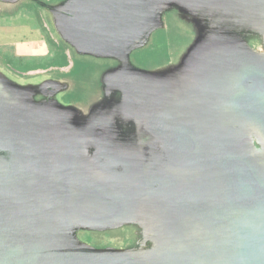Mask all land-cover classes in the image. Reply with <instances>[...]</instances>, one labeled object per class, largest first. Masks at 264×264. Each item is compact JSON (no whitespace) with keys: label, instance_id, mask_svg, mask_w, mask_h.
<instances>
[{"label":"flooded vegetation","instance_id":"flooded-vegetation-1","mask_svg":"<svg viewBox=\"0 0 264 264\" xmlns=\"http://www.w3.org/2000/svg\"><path fill=\"white\" fill-rule=\"evenodd\" d=\"M75 1L69 3L72 11ZM147 1L153 8L154 17L135 40L109 46L82 44L84 49L95 50L104 58L114 61L106 68V75L119 73V76L111 75L113 89L109 85L107 98L94 96L92 86L85 83L89 67H84L71 54L67 55L70 69L76 63L83 67L78 82L83 91L77 93L68 88L67 93L73 94L68 104L70 106L61 113L54 108L34 110L21 105L0 82V140L16 142L12 147L0 146V200L4 195L14 197L22 189L18 167L28 161L31 165L36 163L30 147L42 162L48 160L50 151L43 144L41 135L48 126H57L62 132L66 157L61 178L65 179L69 189V219L73 238L74 231L93 224L81 217L78 202L87 196L102 194L116 199L120 204V218H125V209L130 210L139 202L144 208L152 206V212L161 214L160 223L170 222L166 229H174V239L178 242L190 238L189 243H197V232L200 238H204L206 234L214 233L213 227L224 225L226 229L221 233L227 236L230 228L236 243L235 261L228 263L243 264L244 241L247 243V255L252 246L264 243V169L260 161H253L259 167L257 174L251 162L239 156V150L232 148L226 152L225 146L230 144L228 139H224V131L242 130L238 144L243 143L242 138L248 135L255 140L257 138L243 122L245 112L254 114L255 111H247L249 108L243 106L244 102L239 97L244 91L250 95L264 93V79L254 76L261 71L253 60L250 64L244 55L247 52L253 59L260 60L257 55L258 39L253 42L249 38L257 37L256 25L264 23V0H240L241 4L252 3L257 13L254 19L239 20L244 25L240 34H236L238 40L233 43L228 42L230 39L225 36L228 35L227 30L201 31L198 22L208 24L211 17L200 18L198 14L188 11L189 7L200 6V2H211L217 6L223 0ZM184 21H190V25L192 22V27L188 24L191 38L187 45L181 41L188 30ZM203 48L210 51L202 57L200 49ZM155 55L156 60L153 59ZM127 60H135L146 68L138 73L129 68L122 71L121 63ZM42 61L35 59L34 62H46ZM222 62H227L228 66L225 67L226 73L218 80L224 82L226 86L223 89H230L233 96L221 101L220 108L216 110L219 115L214 113L215 133L204 132L207 124H191V129L177 128L161 117L158 111L160 106L174 105L172 92L180 93L175 101L181 103L183 95L188 94L187 90L199 82L193 74L207 65ZM230 69L238 75L232 77L231 81L228 77ZM248 72L249 76H245ZM217 74L211 72L212 78H217ZM208 76L209 72L205 71L202 77L207 80ZM137 77H142L147 83H142L135 93L132 86ZM53 91L55 87L48 85L46 93ZM104 102L108 107L101 109ZM204 138L207 140L203 141ZM222 147L228 155L219 154ZM258 147L264 149L262 142L259 141ZM50 167L46 172L47 177L52 176ZM174 167L178 170L172 171ZM236 173L240 180L247 178L255 185L251 200L240 199L242 196L244 199L245 194L237 197ZM204 177H207L206 180ZM149 198L156 200L157 204L154 201L146 205L142 203V200ZM209 204L213 208L211 217L216 225L212 222L204 225ZM253 211H262L261 217L250 213ZM185 217H188V222L182 225Z\"/></svg>","mask_w":264,"mask_h":264},{"label":"rangeland","instance_id":"rangeland-1","mask_svg":"<svg viewBox=\"0 0 264 264\" xmlns=\"http://www.w3.org/2000/svg\"><path fill=\"white\" fill-rule=\"evenodd\" d=\"M33 1L36 4L41 3L44 6V0ZM223 2L224 3L212 8L209 7L211 2L204 3V6H207L209 9L204 16H240L244 19H254L256 17L257 12L252 3H244L241 5L240 0H230L228 2L224 0ZM17 3L18 2L14 3L13 1L8 0L1 4L3 7L12 8V11H3L5 13L4 17L8 18L6 20L11 21L10 17L16 16L13 15V9L14 7L17 8L20 4ZM43 10L50 20L54 22L57 34L52 36L44 34V37L48 39V42H46L49 45V56H35L32 58H36V60L42 59L44 62L47 60L50 61V63L45 64L46 62L44 63L42 61L44 64H40L34 62L35 60H26L23 62L12 60L9 64V61L13 58L10 56V52H8L10 50L3 47L5 44L1 43L3 39L0 36V82L10 90L14 98H16L21 105H25L34 110L54 108L61 113L70 106L68 104L73 95L71 92L67 93V89L69 88L70 90L74 89L77 91L81 88V86H79L81 84L78 82L81 80L83 67L81 64L76 63L73 68L70 69V63H67V60H69L67 55L71 54L72 57L76 61L81 62L84 67H89L85 83L86 86L88 84L92 86L91 90H93L94 96L99 95L100 97L103 96L107 98L110 93L109 85H111V90L113 89V83L111 82L112 76H119V73H115L114 75L110 74L108 76L106 75V68L109 64L114 63L113 59L104 58L95 50L84 49L83 45L71 34L68 28L65 27L64 23H60V17H68L71 12L70 5L63 4V1H56L53 2V4H45L43 8L37 6L38 13H43ZM212 21H214V19L209 20V26L212 25ZM71 22L72 20L70 23ZM184 22V26L186 27V30H188L185 33L186 38L182 37L181 41L182 43L186 42L185 45H187L191 38L189 27H192V22L191 25L189 24L190 21H187L188 23L186 21ZM233 23V20L224 21L228 30V35L225 36L230 39L228 41L230 43L235 42L236 39L238 40L236 35L237 32L233 30L236 29L235 26H232ZM188 24L190 26H188ZM219 25L220 24H218V26ZM256 26V31L258 33L257 37L256 35L251 36L249 40L254 42L255 39H258L257 55L260 60H257V58L253 59L247 52H245L244 55L250 64L254 61L257 69L264 73V23L257 24ZM67 50H69L70 53L67 52ZM33 51L39 53L42 52V49L36 47ZM208 51H210L208 48L200 49V55L203 57ZM155 58H157V55L153 57L154 60H156ZM258 62H261L260 65ZM121 64L122 68L121 65L119 66L122 71L129 68L135 73H138L140 69L145 67L142 64L139 65L135 60H133V62L127 60ZM66 65H68V67ZM123 65H125V67H123ZM145 65L149 66L148 63H145ZM226 66H228L227 62H222L212 66L207 65L199 69V72L193 74L199 82L196 85H192L191 88L187 90L188 94L183 95L184 100L181 103H176L175 100L180 97V93L175 91L171 93V99L173 100L174 105L166 104L163 108L160 106L159 110L157 108L161 113V117H164V119H166L165 121L171 123L173 126L175 125L177 128H190L191 124H207L206 128H203L204 132L209 134L215 133L216 128L213 125L215 121L214 115L220 114L216 110L220 108L221 101L233 96L232 91H229L230 89H228V91L223 89V86H226L223 84L224 82L218 80L219 77L221 78V75L226 73ZM35 69L43 71L39 70V72L26 73L28 70ZM221 69H223V73L221 72ZM205 71H208L210 76H208L207 80H204L202 77ZM211 72L218 73L216 75L217 78H212ZM234 76L238 75L235 72L233 73V69H230L228 74L229 80ZM67 78L69 82L67 81ZM100 80L101 82L103 81V84ZM48 85H53L55 91L50 94L46 93ZM186 86L188 89V83H186ZM235 88L236 84L234 85V89ZM168 100H170V98ZM104 106L108 107L104 102L101 104L100 108L102 109ZM93 110H95V108H93ZM244 121L246 127L251 129L250 131L260 140H257V138L255 140L251 135H248L242 138L244 139L243 143L238 144L237 139L240 137L242 130L235 131L229 129L224 131V139H228L230 145L228 147L225 146L227 151L223 149L224 147L220 148L222 151L219 154L223 156L224 154L228 155L226 152H230L232 148L239 150V156L244 160L246 159L248 162H251L254 170L259 174V167H257L254 162L257 163L260 161L259 164L261 165L262 170L264 169V149H259L258 147L260 141L264 148V132L256 122L246 121L245 118L243 119V122ZM212 129L214 131H212ZM204 140H207V138H204L203 141ZM204 151L207 152L208 149H204ZM252 157H254V159H252ZM177 170L176 167L172 169V171ZM204 178L206 180L207 177ZM73 185L76 186L75 184ZM143 201L144 200H142V203L145 205L147 202L153 201L154 204H157L156 200H151L150 198L144 202ZM209 205L206 210L207 221L204 225H208L211 222L216 225L214 219L211 217L213 208L211 204ZM151 209L152 206L144 208L141 202H139V205L132 207L130 210L128 208L124 210V216L126 219L117 217L112 220L96 222L84 226L76 232L74 231V246L66 249V254H92L100 258L128 260L135 264H229L235 261L233 256L236 249V243L234 242V236L230 228L229 233L226 236L224 233H221V230L225 231L226 228L224 225L221 227V224H218L213 227L214 233L206 234L204 238H200V234L197 232L195 235L197 237V243H189L190 238L185 239L184 242H178L177 239H174V229H166V227L170 226V222L164 224L160 223L161 214L156 211L152 212L153 209ZM67 221L71 227L69 215L67 216ZM187 222L188 217H185L182 219L181 224L184 225ZM167 230L169 232L166 233ZM99 247L103 248L96 249Z\"/></svg>","mask_w":264,"mask_h":264},{"label":"water","instance_id":"water-1","mask_svg":"<svg viewBox=\"0 0 264 264\" xmlns=\"http://www.w3.org/2000/svg\"><path fill=\"white\" fill-rule=\"evenodd\" d=\"M153 17V8L147 0H76L73 36L89 46L120 45L135 40ZM254 76L264 79L262 71ZM142 83L147 82L142 77L134 78L132 91L137 93ZM239 100L249 108L247 111H255L243 114L246 121L256 122L264 132V93L250 95L244 91ZM41 140L50 151L48 160L42 162L29 146L35 165L28 161L29 164L19 166L22 189L14 197L4 195L0 200V264H135L92 254H66V249L74 246V238L67 223L71 213L69 189L61 178L66 164L61 129L48 126ZM15 143L0 140L2 147H12ZM50 165L52 176L47 177ZM240 178L236 173V195L240 198L245 194L240 199L251 200L255 185L247 178L243 181ZM115 200L102 194L90 195L78 202V209L81 217L92 223L112 220L121 213V206ZM246 249L244 241L243 264H264V243L252 246L249 255Z\"/></svg>","mask_w":264,"mask_h":264},{"label":"crops","instance_id":"crops-1","mask_svg":"<svg viewBox=\"0 0 264 264\" xmlns=\"http://www.w3.org/2000/svg\"><path fill=\"white\" fill-rule=\"evenodd\" d=\"M8 0H0V36L2 37V44L5 49L10 50V56L13 58L9 61V64L12 60H16L19 62H23L26 60H35L36 58H32L35 56H49V45H48V39L44 37V34L54 35L57 34L55 29V24L53 21L50 20L48 15L44 12L43 13L37 12V6L39 8H43L45 4H53V2L56 1H63V4H68L72 0H44L43 4L44 6L39 3L36 4L33 0L23 1V0H11L14 3L18 2L20 3L17 8L14 7L13 15H16L14 17H10V20H6L8 18L4 17V12L12 11V8H6L3 7L1 4L6 2ZM23 1V2H22ZM198 1V0H196ZM224 1V0H223ZM228 2V0H225ZM17 3V4H18ZM200 6H196L194 8L189 7L188 11L191 13L198 14V17L202 18L205 17V13L209 10L207 6H204V3L206 2H200ZM224 2H218L216 5H220ZM16 4V5H17ZM241 4V3H240ZM244 4V3H243ZM241 4V5H243ZM247 4V3H246ZM215 4H210L209 7H213ZM4 11V12H3ZM9 14V13H8ZM65 18L61 16L60 17V23H64L65 27L66 22ZM59 19V17H58ZM210 19H214L212 21V25L209 26V23H200L198 22V27L201 31H206V29L209 31L210 29L213 30H227L224 21L226 20H233L234 23L232 26H235L236 29H233L236 34H240V29L244 23H241L239 20L244 19L242 17L233 16V17H219V16H212ZM204 21V20H203ZM209 22V21H208ZM218 24H220L218 26ZM231 26V27H232ZM222 27V28H221ZM228 31V30H227ZM47 41V42H46ZM40 48L42 49V52L36 53V51H33L34 48ZM50 63V61L46 60L45 64ZM40 69L35 70H28L29 72H39ZM27 71V72H28ZM43 71V70H40ZM113 86V85H112ZM83 91V87L80 88V90H77V93Z\"/></svg>","mask_w":264,"mask_h":264},{"label":"trees","instance_id":"trees-1","mask_svg":"<svg viewBox=\"0 0 264 264\" xmlns=\"http://www.w3.org/2000/svg\"><path fill=\"white\" fill-rule=\"evenodd\" d=\"M75 2H74V4H75ZM71 20H72V22L70 23ZM65 22H66V26H67L68 30L73 34L74 27H73V11L72 10L69 13L68 17L65 18ZM102 248L103 247H99V248H96V249H102Z\"/></svg>","mask_w":264,"mask_h":264},{"label":"bare ground","instance_id":"bare-ground-1","mask_svg":"<svg viewBox=\"0 0 264 264\" xmlns=\"http://www.w3.org/2000/svg\"><path fill=\"white\" fill-rule=\"evenodd\" d=\"M250 213L256 215V217H261V215H262V211H253V212H250Z\"/></svg>","mask_w":264,"mask_h":264}]
</instances>
